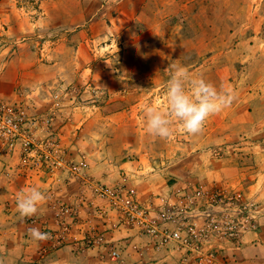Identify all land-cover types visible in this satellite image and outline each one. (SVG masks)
Masks as SVG:
<instances>
[{
	"label": "rangeland",
	"instance_id": "1",
	"mask_svg": "<svg viewBox=\"0 0 264 264\" xmlns=\"http://www.w3.org/2000/svg\"><path fill=\"white\" fill-rule=\"evenodd\" d=\"M67 62L75 66L64 77L57 72ZM172 65L231 90L235 99L207 120L202 133L189 135L174 123L171 138L161 139L147 132L143 110L167 111ZM10 118L19 121L20 134L13 144L0 135V240L11 227L29 236L47 214L43 224L51 228L43 229L48 236L39 254L50 250V256L83 236V249L100 247L112 259L108 247L122 251V238L107 233L130 228L121 226L119 212L92 184L108 185L101 181L106 175L122 176L135 160L148 175L174 163L179 171L201 167L198 177L213 171L210 185L222 194L216 210L239 235L223 233L226 224L212 231L203 244V252L216 255L212 264H249L243 263L250 258L246 243L262 242L243 237L264 227V174L258 175L264 173V0H0V124ZM84 161L86 174L79 177L70 165ZM194 185L138 195L156 204ZM32 187L47 199L37 215L21 218L17 193ZM239 192L246 209L229 203ZM62 207L73 211L62 214ZM108 216L107 229L96 223L77 235L80 219ZM58 217L65 225L55 222ZM100 233L106 242H94ZM133 238L143 240L149 255L132 264H194L195 256L184 262V252L172 245L158 250L138 231Z\"/></svg>",
	"mask_w": 264,
	"mask_h": 264
},
{
	"label": "built area",
	"instance_id": "2",
	"mask_svg": "<svg viewBox=\"0 0 264 264\" xmlns=\"http://www.w3.org/2000/svg\"><path fill=\"white\" fill-rule=\"evenodd\" d=\"M8 122L0 124V135L13 144L20 134V124L13 118H10ZM31 141L33 140L31 139ZM59 163L63 164V161ZM86 167L85 161L70 165L72 172L79 177L86 174ZM92 185L95 194L111 202L119 212L121 226L136 229L141 234L151 237L150 240L154 242V246L157 244L158 250L164 249L168 245H172L177 252L181 250L184 252V262L191 258L190 255L195 256L194 264L215 262V253L207 250L206 253L203 252V244L211 238L212 231L218 229L220 225L226 224L224 226L228 229L223 233L231 237L239 235V232L235 231L238 226L229 225L228 216L226 217V214L216 210L222 200V194L217 190L198 186L189 191L188 188L178 187L171 198L159 197L156 199L157 203L152 204L140 200L138 191L135 188H128L126 182L115 185H100L98 183ZM229 200V203L239 204L244 209L248 207L242 202L241 193L231 196ZM72 211L70 208L62 207L61 209V213L65 215L71 214ZM74 215H76L75 212ZM217 215L220 220L216 219ZM203 218V221L198 222ZM60 223L65 225V221L62 219H60ZM93 240L88 238L90 242ZM95 240L94 242L104 243L106 236L101 233L97 234ZM108 249L112 259L117 260L120 257L119 250L113 245Z\"/></svg>",
	"mask_w": 264,
	"mask_h": 264
},
{
	"label": "crops",
	"instance_id": "3",
	"mask_svg": "<svg viewBox=\"0 0 264 264\" xmlns=\"http://www.w3.org/2000/svg\"><path fill=\"white\" fill-rule=\"evenodd\" d=\"M75 64H77V61H75ZM75 64H69V62L64 64V68L62 70V72H57L59 75H65L64 77L70 75V71L73 70L74 68H71V66H75ZM78 65V64H77ZM83 64H79L78 66L81 67ZM249 123V122H248ZM252 124V123H251ZM251 124H249V127L251 126ZM254 124V123H253ZM208 140V139H207ZM191 153V152H190ZM252 153V151H251ZM194 154V153H193ZM197 154L192 155L191 157H193V161H197V157L195 156ZM243 154H241L240 157H242ZM234 157L236 160H233L235 162H237V160L239 159V157ZM251 159L253 158H258L256 156H254L253 154L250 155ZM188 158V157H187ZM183 161H186V159H182ZM240 160V159H239ZM10 162H12V159H10ZM15 163V162H14ZM162 163H165L164 161H162ZM181 163V162H180ZM202 163V162H201ZM137 163L134 161H129L127 162V164L125 166L127 167H133V169L128 170L127 172V176H125V173H122L118 176H113V177H109L108 175H106V181L101 180L104 183H107L108 185L110 184H117L119 181L120 182H126V184L133 186L137 189V191L139 192V194H142V197L144 195H148L149 193H155V192H160L161 189L162 191H164V189L166 188H170L172 185H185V184H192L195 187L200 186H204L208 189H213V190H217L218 188L214 187L213 184H211L210 181V175L213 173V171H206V175L208 176H201L198 177L196 175H202L203 174V170L200 167L199 170H195V172H191L189 171V169L185 168L184 166H181L184 168L183 171H179L177 168L178 167L177 163H174L173 165H167L166 167H162V169H159L155 174L150 173L149 175L146 173H144L145 171H138L136 168H139V166L137 165ZM206 165V164H204ZM105 167V166H104ZM144 167V166H141ZM167 168H170L169 170H167ZM144 169V168H143ZM144 173V174H143ZM264 174L262 173H258V175H262ZM146 176V177H145ZM185 181L181 180L180 177H185ZM154 177V178H153ZM245 177V175H244ZM28 180H32L30 179V177H25ZM240 179V178H239ZM254 179V178H253ZM257 181L253 182V186L257 187L258 182L263 183V178L262 179H256ZM264 185V184H263ZM177 186V187H178ZM185 188V187H184ZM261 187H259L260 189ZM252 189V188H251ZM264 188H262L263 190ZM241 193V192H239ZM255 194V193H254ZM253 194V195H254ZM257 196L259 194H256ZM261 195V192H260ZM140 196V195H139ZM43 210V208H41V211ZM110 214V213H109ZM46 215V216H45ZM47 214H43L42 217H40L39 219H37V221H39L41 219V223L36 222L35 224H33L30 228H37L39 229L41 232H45L43 229H45V227L51 228L49 227V225H45L43 224L45 221L47 222ZM105 220V221H104ZM109 216L105 217L103 220H94L90 218V222L87 223L86 220L84 219H80L78 221V227L81 229H77V235L80 234V232H82L84 229H88L91 227H95L93 225H95L96 223H100L99 228H105L107 229L109 227ZM97 221H104L105 225H102V222H97ZM55 222H60V218H56ZM30 225V224H29ZM258 225V222H257ZM11 230L13 231L12 234H9L8 236H6L5 238H1L2 240H0V264H132L134 263L136 260H138L140 258V260L142 258H147L148 257V253L147 251H145V243H141L143 240L141 238H133L135 236V234H137L136 229H127V230H117L114 232H109L107 233V236L112 235L111 238L115 239L116 241H118V239L122 238V244H123V248L122 251H120V258L119 259H110V257H108L107 254H104V252H101L100 247H93V248H85L83 249V245L85 244L84 238L83 236L78 238V236H76L79 240L78 243H76V241L73 242V244H71V242H67L65 244V242H63L64 244H62L63 246H61V248H57V250H55L54 254H51L50 256L47 253H41L39 254V248H41V246L45 245L46 243V239L42 240V241H37L32 239L30 236H22V234L20 232H18V227H16L15 229L13 227H11ZM23 230V229H22ZM43 230V231H42ZM76 231V230H75ZM74 231V232H75ZM1 233V232H0ZM16 233V234H15ZM15 234V235H14ZM1 237V235H0ZM125 237V241L124 238ZM259 238L262 240V242H259L256 244H249L247 246L248 243H246V251H245V255L246 257H250V258H245V261L243 259V263H249V264H257V262L264 257V253L260 254L258 251L259 250H263L264 249V227L262 228V231H259V233H257V231H252L249 234L244 235L243 240H245V242H251V240L253 239L255 242V239ZM8 239H11V241H9ZM241 239V238H240ZM135 242L138 243V245H135ZM3 243V244H2ZM244 249V250H245ZM90 254H92V256H90ZM142 255V256H141ZM90 256V257H89ZM141 256V257H140ZM37 260V261H36ZM147 261V260H146ZM31 262V263H30ZM241 264V263H239Z\"/></svg>",
	"mask_w": 264,
	"mask_h": 264
},
{
	"label": "clouds",
	"instance_id": "4",
	"mask_svg": "<svg viewBox=\"0 0 264 264\" xmlns=\"http://www.w3.org/2000/svg\"><path fill=\"white\" fill-rule=\"evenodd\" d=\"M172 68L166 84L167 111L151 105L143 110L147 132L161 139H168L173 134V124L179 123L187 134L198 135L202 133L207 120L228 108L235 96L231 90L223 86L218 89L203 76H196L182 66L172 65ZM46 199V194L37 187L18 192L16 207L20 217L37 215ZM29 236L42 241L47 239L48 234L31 228Z\"/></svg>",
	"mask_w": 264,
	"mask_h": 264
}]
</instances>
